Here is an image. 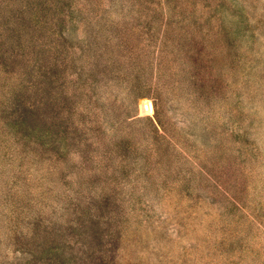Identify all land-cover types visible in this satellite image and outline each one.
Listing matches in <instances>:
<instances>
[{"label": "rangeland", "instance_id": "374dc122", "mask_svg": "<svg viewBox=\"0 0 264 264\" xmlns=\"http://www.w3.org/2000/svg\"><path fill=\"white\" fill-rule=\"evenodd\" d=\"M0 264H264V0H0Z\"/></svg>", "mask_w": 264, "mask_h": 264}]
</instances>
